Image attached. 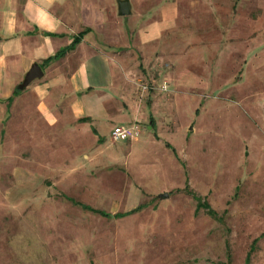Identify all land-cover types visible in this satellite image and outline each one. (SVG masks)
<instances>
[{"label": "rangeland", "instance_id": "rangeland-1", "mask_svg": "<svg viewBox=\"0 0 264 264\" xmlns=\"http://www.w3.org/2000/svg\"><path fill=\"white\" fill-rule=\"evenodd\" d=\"M118 1L161 25L151 137L96 163L0 119V264H264V0Z\"/></svg>", "mask_w": 264, "mask_h": 264}, {"label": "crops", "instance_id": "crops-1", "mask_svg": "<svg viewBox=\"0 0 264 264\" xmlns=\"http://www.w3.org/2000/svg\"><path fill=\"white\" fill-rule=\"evenodd\" d=\"M112 1L0 0V119L42 123L50 138L66 140L73 154L95 155L96 163L104 151L114 161L121 150L131 152L136 136L113 149L114 128L140 126L156 110L158 95L169 92L160 88L164 80L146 82L151 56L141 49L160 35V28L152 29L160 23L114 19ZM133 11L132 4L130 16ZM128 27L143 29L137 31L139 47L127 40ZM34 65L42 77L20 90ZM143 85L153 89L143 92Z\"/></svg>", "mask_w": 264, "mask_h": 264}, {"label": "water", "instance_id": "water-1", "mask_svg": "<svg viewBox=\"0 0 264 264\" xmlns=\"http://www.w3.org/2000/svg\"><path fill=\"white\" fill-rule=\"evenodd\" d=\"M118 12L121 17L130 16L132 14V4L130 0L118 1ZM42 72L38 65H34L25 77L24 82L19 86L20 90H24L37 79L42 77ZM164 198H168V194L162 195Z\"/></svg>", "mask_w": 264, "mask_h": 264}, {"label": "built area", "instance_id": "built-area-1", "mask_svg": "<svg viewBox=\"0 0 264 264\" xmlns=\"http://www.w3.org/2000/svg\"><path fill=\"white\" fill-rule=\"evenodd\" d=\"M161 90L163 92H168L169 91V86L167 82H163L161 85ZM153 89L151 86L148 85H143L142 90L143 92ZM141 127L137 124L134 123L131 126H117L114 128L112 132V138L114 141H123L127 140L130 138H133L134 136H139L141 134Z\"/></svg>", "mask_w": 264, "mask_h": 264}, {"label": "trees", "instance_id": "trees-1", "mask_svg": "<svg viewBox=\"0 0 264 264\" xmlns=\"http://www.w3.org/2000/svg\"><path fill=\"white\" fill-rule=\"evenodd\" d=\"M135 210H133L132 212H134Z\"/></svg>", "mask_w": 264, "mask_h": 264}]
</instances>
